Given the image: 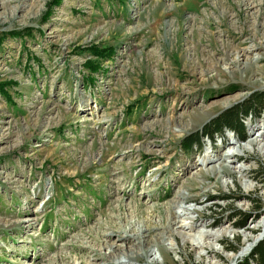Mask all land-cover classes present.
<instances>
[{
	"label": "rangeland",
	"instance_id": "obj_1",
	"mask_svg": "<svg viewBox=\"0 0 264 264\" xmlns=\"http://www.w3.org/2000/svg\"><path fill=\"white\" fill-rule=\"evenodd\" d=\"M263 27L264 0H0V264H231L263 240L264 110L243 143L183 145L264 92Z\"/></svg>",
	"mask_w": 264,
	"mask_h": 264
},
{
	"label": "trees",
	"instance_id": "obj_2",
	"mask_svg": "<svg viewBox=\"0 0 264 264\" xmlns=\"http://www.w3.org/2000/svg\"><path fill=\"white\" fill-rule=\"evenodd\" d=\"M111 53V52H110ZM109 54V53H107ZM0 85V90H2ZM264 110V92L253 93L242 104H237L230 109L223 111L214 118L201 132L184 140L183 145L187 150L199 149L203 145V140H211L216 136H221L224 132H231L239 142H245L244 122L248 118L258 119ZM228 201V198H225ZM234 217V214L230 217ZM236 217V216H235ZM246 217L234 224V228L240 230L244 226ZM237 249L230 248L227 252L235 253ZM232 251V252H231ZM237 252V251H236ZM236 264H264V239L259 241L251 250L248 256L238 261Z\"/></svg>",
	"mask_w": 264,
	"mask_h": 264
},
{
	"label": "bare ground",
	"instance_id": "obj_3",
	"mask_svg": "<svg viewBox=\"0 0 264 264\" xmlns=\"http://www.w3.org/2000/svg\"><path fill=\"white\" fill-rule=\"evenodd\" d=\"M24 8V7H23ZM264 28V27H263ZM264 30V29H263ZM263 39H264V34H263ZM259 47H262V49L264 50V44H259L258 45ZM246 55H247V52L245 51V52H241V53H239L238 55H237V57L238 58H246ZM240 59H239V61H240ZM254 61V59H251V62H253ZM235 63H238L237 61H235ZM245 63H247L245 60H244V62H243V64H245ZM249 66V65H248ZM184 115H186V114H184ZM183 117V116H182ZM192 120V119H191ZM178 120H177V118H173L172 119V122H177ZM194 124V123H193ZM182 128V127H181ZM235 157V156H234ZM233 157V158H234ZM185 200H188V198L187 197H185L184 195L182 196ZM134 228H135V226H131L130 227V232H131V230H132V232L134 231L135 232V230H136V232L134 233V238H135V242H137V244L140 246H142V244H144V243H147V241H145V239H144V234H145V232L144 231H142L143 229L141 228H135V230H134ZM144 228V227H143ZM157 238H159V239H155L154 241L156 242V241H158V240H160V238H162V236H159V237H157ZM123 239V241H122V244L119 246H117L116 245V247H117V249L116 250H119V251H123L124 250V247H126V245H124L125 244V242L127 241V240H129L127 237H125V238H122ZM153 241V242H154ZM150 244V243H149ZM124 245V246H123ZM252 248H253V246L252 245H248L246 248H244L243 249V251H241L240 253H229L228 254V256H227V258L231 261V264H235L240 258H243V257H245V256H248L249 255V253L251 252V250H252ZM114 251V252H117V251ZM114 252H112V253H114ZM159 252H160V254H161V256L162 257H165V253L161 250V249H159ZM112 255V254H111ZM105 256V255H104ZM103 260H104V258H102ZM139 259V258H138ZM107 260V259H106Z\"/></svg>",
	"mask_w": 264,
	"mask_h": 264
}]
</instances>
